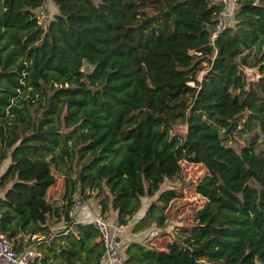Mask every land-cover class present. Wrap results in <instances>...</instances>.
<instances>
[{
  "label": "trees",
  "instance_id": "16d2710c",
  "mask_svg": "<svg viewBox=\"0 0 264 264\" xmlns=\"http://www.w3.org/2000/svg\"><path fill=\"white\" fill-rule=\"evenodd\" d=\"M45 1L0 0V231L34 247L25 264H100L76 199L127 224L155 196L132 230L165 226L182 161L205 166L204 200L165 247L130 239L122 264H264V0H51L44 20Z\"/></svg>",
  "mask_w": 264,
  "mask_h": 264
},
{
  "label": "rangeland",
  "instance_id": "374dc122",
  "mask_svg": "<svg viewBox=\"0 0 264 264\" xmlns=\"http://www.w3.org/2000/svg\"><path fill=\"white\" fill-rule=\"evenodd\" d=\"M54 10L55 7L51 0H46L42 6L35 9L37 15L44 20L48 18ZM227 19L228 18H226V20ZM230 21L232 22L233 20L230 19ZM201 73L202 72H200V74ZM248 74L249 76H252L253 68L249 70ZM174 128L179 131H183L185 129V125L182 123H177L175 124ZM254 139L256 142L255 145H257V147L260 148L264 147L263 134L259 133ZM245 140H246L245 135L236 133L234 134V138L230 139V141L227 139L226 142L227 143L230 142L238 147L239 144L246 142ZM181 164H182L181 176L175 178H167L165 179L164 183L161 186V189L174 187V188H178L181 191V194L178 197L173 198L169 202L166 208V212L168 213L167 224L165 226L158 227L154 223H152L143 230H139L136 232L132 230V226L134 225V223L143 214L144 210L150 204L151 200L155 198V196L153 197L144 196L142 198V206L140 210L130 219L127 226L125 227L124 234H126L127 237H130V239L135 238L141 241H149L153 245L163 248L165 247L166 242L170 239L172 234V229H174L173 227H175V225L186 224L191 221L195 209L198 208L201 205L202 201L204 200L203 197L199 193H197L193 188L194 183L198 181L207 172V170L205 166H203L200 163L182 161ZM60 185H61V178L57 176L53 184V192L51 195H56L57 197H59ZM49 198L51 199V196H49ZM82 203L83 201L80 202L78 208H75L74 210L75 212L81 208ZM74 211L72 212V214L75 217ZM91 213H96V212L94 211ZM106 217L113 220L115 219L113 218V216H110L109 214ZM58 226H61V223H56L51 227L56 228ZM23 249L24 247H20L18 248L17 251H22Z\"/></svg>",
  "mask_w": 264,
  "mask_h": 264
},
{
  "label": "built area",
  "instance_id": "2783aa9c",
  "mask_svg": "<svg viewBox=\"0 0 264 264\" xmlns=\"http://www.w3.org/2000/svg\"><path fill=\"white\" fill-rule=\"evenodd\" d=\"M234 1L231 0V2ZM231 11L232 9L223 8L219 13L218 21L209 34L210 42H213L215 36L223 29L226 24V16L230 15ZM80 202L79 199L73 202L70 208L71 214L75 208L79 207ZM86 221L91 222L97 228L104 246L100 264H122L126 244L130 240V237L125 238L126 234H124L126 223H118L115 219L105 217L99 212L90 215ZM34 254L35 249L32 245L22 251H17L13 243L0 231V264H25Z\"/></svg>",
  "mask_w": 264,
  "mask_h": 264
},
{
  "label": "crops",
  "instance_id": "0c3cea01",
  "mask_svg": "<svg viewBox=\"0 0 264 264\" xmlns=\"http://www.w3.org/2000/svg\"><path fill=\"white\" fill-rule=\"evenodd\" d=\"M7 163V159L3 160L1 163H0V172L4 169L3 167H5ZM54 184V183H53ZM53 184L50 185L47 189H46V196L49 197L51 196V198H57L56 195H51L52 192H53ZM60 189H61V185H60ZM2 193V189H0V194ZM51 200V199H50ZM96 202H95V199L93 197L91 198H88L86 200L83 201L82 203V206L80 209H78V211L75 212V218L78 219V220H85L92 214L94 213H91V212H97L98 211V206L95 205ZM109 215L110 216H113V218H115V212L110 209L109 211ZM128 224V223H127ZM126 224V226H127ZM127 236H125L126 238Z\"/></svg>",
  "mask_w": 264,
  "mask_h": 264
}]
</instances>
